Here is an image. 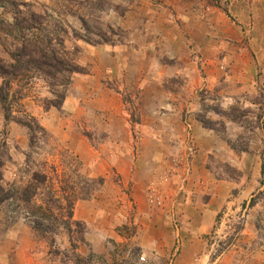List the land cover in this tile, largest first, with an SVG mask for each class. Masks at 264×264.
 Here are the masks:
<instances>
[{
	"label": "rangeland",
	"instance_id": "obj_1",
	"mask_svg": "<svg viewBox=\"0 0 264 264\" xmlns=\"http://www.w3.org/2000/svg\"><path fill=\"white\" fill-rule=\"evenodd\" d=\"M28 44L61 72L0 73V184L53 181L0 201V264H264V0H0ZM56 178L80 232L31 224Z\"/></svg>",
	"mask_w": 264,
	"mask_h": 264
},
{
	"label": "trees",
	"instance_id": "obj_2",
	"mask_svg": "<svg viewBox=\"0 0 264 264\" xmlns=\"http://www.w3.org/2000/svg\"><path fill=\"white\" fill-rule=\"evenodd\" d=\"M47 49H48V46H47ZM49 51L52 53V55H49L50 57H48V53H45L46 50L42 49L40 46L38 47L37 44H28V46L24 45L20 49L19 53L12 56L14 59L12 64L10 63L4 64L3 61L0 60V73H2L3 75H8V74L14 75V70L24 65L23 64L24 61H22L21 57L34 53L38 56L37 58L29 59L30 62L34 63L35 67L39 69L40 71H43L46 74L52 75V78H53L54 76H56L58 73L61 72L60 68L55 65V63H57L60 60L58 57H56V51L52 49H50ZM65 67L66 65L63 67L64 70H65ZM71 69L72 68H69L67 69V71L70 72ZM74 70H76L75 67H73L72 71ZM26 126L30 130V137L33 140L35 137V133H36L35 129L32 128L30 124ZM0 166H1V162H0ZM47 172L48 171L45 170V168L42 171H35L34 173L31 174L30 181L24 184L22 187L9 186L5 188L0 184V201L2 202L6 200L8 201V200L16 199L22 203H26V204L30 203L33 197L37 195V191L40 187L48 183L50 184L53 181V179L47 174ZM56 181L57 183L61 185V187L59 188L60 194L57 195V197L55 198L52 196L51 194L52 192L49 189L48 195L50 198L49 201L50 202L54 201V204H56L55 207L57 209L58 215H54L53 217H51L53 220L52 219L50 220L49 216L46 217V213L39 211L40 214L37 216V218L30 219L33 228L40 231L41 233H46L48 230H50V228L51 230L53 229L55 230L56 228H58V225H61V227L66 229L67 231H72L73 229L72 226H74L76 231L78 229H79L78 230L79 232L84 230L83 229L84 225L80 221L73 219V206L76 200L80 198H87L92 192L90 191L91 189H88L86 193L83 191L84 192L83 193L81 191L82 186H80L79 191L77 190L76 186L75 188L70 186L68 187L69 188L68 192H65V187L63 186V184H66L67 181L65 180L62 183V179L60 178H56ZM90 181L91 180L89 181L85 180V182H90ZM93 181L94 180H92V182ZM38 208L41 210H46L47 208V211L49 213H52L50 206L43 207V204H39ZM63 210H65V214L63 213ZM53 221H55V224L52 223ZM54 225H56V228ZM79 240L83 241V238L80 237Z\"/></svg>",
	"mask_w": 264,
	"mask_h": 264
},
{
	"label": "crops",
	"instance_id": "obj_3",
	"mask_svg": "<svg viewBox=\"0 0 264 264\" xmlns=\"http://www.w3.org/2000/svg\"><path fill=\"white\" fill-rule=\"evenodd\" d=\"M138 161H139V160H138V157H137V158H136L137 166H138V168H141V167L138 165ZM139 163H140V162H139ZM138 168H137V169H138ZM137 169H136V170H137ZM190 235H191V236H195L196 234H194V233H190Z\"/></svg>",
	"mask_w": 264,
	"mask_h": 264
}]
</instances>
